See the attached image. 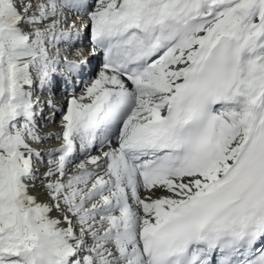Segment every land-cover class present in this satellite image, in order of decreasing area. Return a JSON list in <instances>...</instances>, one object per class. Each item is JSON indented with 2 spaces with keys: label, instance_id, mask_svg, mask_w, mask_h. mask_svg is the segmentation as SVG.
<instances>
[{
  "label": "snow or ice",
  "instance_id": "snow-or-ice-1",
  "mask_svg": "<svg viewBox=\"0 0 264 264\" xmlns=\"http://www.w3.org/2000/svg\"><path fill=\"white\" fill-rule=\"evenodd\" d=\"M84 29L102 68L42 137ZM0 264H264V0H0Z\"/></svg>",
  "mask_w": 264,
  "mask_h": 264
},
{
  "label": "bare ground",
  "instance_id": "bare-ground-1",
  "mask_svg": "<svg viewBox=\"0 0 264 264\" xmlns=\"http://www.w3.org/2000/svg\"><path fill=\"white\" fill-rule=\"evenodd\" d=\"M61 51H62V48H61ZM69 57V56H68ZM91 74L92 73H90V74H88L87 76H85V77H82L81 78V81L79 82V83H75V89H76V96H78V95H80V92H78L79 91V89H81L82 87L84 88V85L89 81V80H91ZM48 94V93H47ZM46 93H39V100L40 101H43L44 99H47L48 98V96H49V94L47 95ZM63 110H64V108H63ZM50 111V109L48 108V110H47V112H49ZM39 120V119H38ZM61 121V120H60ZM54 122V121H53ZM46 127H47V124L45 125V129H46ZM48 129L49 130H52V131H54V132H56L57 130H58V123H52L51 122V125L50 124H48ZM59 142V141H58ZM44 143V142H43ZM42 143V145H40V146H43L44 148H42V149H46V146H50V149L54 146V145H52V144H50L49 142H46V145H44ZM41 167H43V165H42V163H38L37 164V175L39 176V174L40 173H43L44 171H45V169H44V171H40V170H38V169H41ZM33 191H32V193H33V195L34 196H36L39 200H45L46 199V197H45V194H44V191H43V189H42V187H41V181H40V179H38V180H36V182H35V187L32 189Z\"/></svg>",
  "mask_w": 264,
  "mask_h": 264
},
{
  "label": "rangeland",
  "instance_id": "rangeland-1",
  "mask_svg": "<svg viewBox=\"0 0 264 264\" xmlns=\"http://www.w3.org/2000/svg\"><path fill=\"white\" fill-rule=\"evenodd\" d=\"M89 74H90V73H89ZM90 78H91V77H90ZM82 89H84V88L82 87ZM49 143L52 144V145H55L53 142H49ZM43 144L46 145V142L43 143ZM41 147L44 148L43 146H41ZM44 166H45V168H47L48 164H45ZM52 215H53V216H58L59 214L56 213V212H53Z\"/></svg>",
  "mask_w": 264,
  "mask_h": 264
}]
</instances>
